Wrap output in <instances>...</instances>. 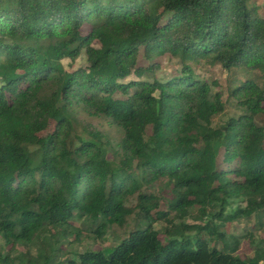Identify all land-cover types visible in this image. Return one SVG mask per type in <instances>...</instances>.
<instances>
[{
  "label": "trees",
  "instance_id": "obj_1",
  "mask_svg": "<svg viewBox=\"0 0 264 264\" xmlns=\"http://www.w3.org/2000/svg\"><path fill=\"white\" fill-rule=\"evenodd\" d=\"M152 1L0 0V236L24 245L47 228L79 238L72 221L86 217L101 238L135 214L119 243L67 264H264V239L221 229L264 219V16L251 0H156L157 13ZM164 54L180 74L155 76ZM82 55L84 66L64 67ZM199 62L258 72L230 89L239 115L214 123L225 104L194 75ZM77 107L123 130L111 158L94 125L75 132ZM158 182L165 209L143 188ZM246 236L254 253L243 259ZM26 255L0 253V264L55 259Z\"/></svg>",
  "mask_w": 264,
  "mask_h": 264
},
{
  "label": "rangeland",
  "instance_id": "obj_2",
  "mask_svg": "<svg viewBox=\"0 0 264 264\" xmlns=\"http://www.w3.org/2000/svg\"><path fill=\"white\" fill-rule=\"evenodd\" d=\"M251 1H253V4L258 8L259 14L264 16V0ZM146 8L149 12L157 13L160 11L161 7L155 0L148 4ZM81 30L83 33H86L89 30V26L84 25ZM62 62L64 67L68 70L76 69L77 67L84 66L86 64L83 55L75 62H71L69 59H64ZM155 62H157L160 66L155 73V76L159 79H168L174 75L180 74L181 67L178 61L169 54L157 57ZM192 69L196 78L209 83L212 93L220 91L222 94V100L225 107L220 114L214 117L213 121L216 125L223 123L231 116L239 115L241 112L237 106V100L230 95V89L236 86V83L243 81L246 78H252L258 75L257 71L246 72L239 69L235 71L233 70V72L229 73L219 65L210 66L202 62L192 63ZM233 79L236 80L235 83L232 82ZM74 118L76 119L74 123L76 133L87 137L88 135L85 130L89 128V124L94 125L103 133L104 140L109 141L106 148L109 150L108 156L111 158L112 151L110 148H117V143L123 135V130L118 125L113 123L108 117L90 114L81 107H77V109L74 110ZM257 121L260 125H264V115H260L257 118ZM49 130H52V127H50ZM147 132H151L150 128H148ZM218 159L220 161L221 158L219 157ZM143 188L148 192H154L157 194L160 198L161 208H166L165 201L169 189L165 187L164 183H151L149 185H144ZM243 202L244 201L236 200L233 202L232 208H235L236 205H244ZM135 203L136 201L134 197H132L126 205L128 207H133ZM196 215H199L198 206L193 209L190 214L185 212L183 220L186 222H192L194 221L193 217ZM135 218V214H131L127 217L125 225L118 226L117 224H113L109 226L101 238L97 237L94 232L98 225V221H92L90 218L86 217L81 219L75 218L72 221L73 225L81 231L79 238H76L73 234L54 237L50 233L52 230L49 232V229L47 228H45V231L40 233L38 239L24 245L19 243H5L4 239L0 236V253H8L12 257H20L26 254H29L26 255V257L40 256V254L50 253L55 255V259L52 260L50 264H67V258H70L74 254H78L87 248L103 249L119 243L120 240L126 237L127 234L135 228ZM203 219L206 220V217ZM155 227L160 229L161 223H157ZM221 229L226 230L229 234L231 233L232 235L238 236L245 235L250 231L256 241L264 239V219L261 222L258 216H254L251 221L236 220L235 222H228L223 228L221 227ZM253 253L254 248L252 243L248 240V237H244L240 242V246L236 254L245 259L251 257ZM38 263L42 264L40 261ZM17 264H20L19 260L17 261Z\"/></svg>",
  "mask_w": 264,
  "mask_h": 264
}]
</instances>
